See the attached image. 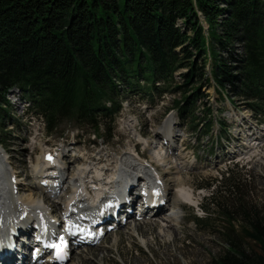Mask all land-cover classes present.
<instances>
[{
  "label": "trees",
  "instance_id": "trees-1",
  "mask_svg": "<svg viewBox=\"0 0 264 264\" xmlns=\"http://www.w3.org/2000/svg\"><path fill=\"white\" fill-rule=\"evenodd\" d=\"M206 68L219 97L229 92L264 117V0H0L1 132L12 90L51 134L65 122L107 129L123 95L151 100L173 86L183 95L175 111L193 128ZM245 183L227 172L207 184L217 214L192 222L216 227L224 245L209 264H264V218L243 201ZM246 239L261 254L248 253Z\"/></svg>",
  "mask_w": 264,
  "mask_h": 264
},
{
  "label": "rangeland",
  "instance_id": "rangeland-1",
  "mask_svg": "<svg viewBox=\"0 0 264 264\" xmlns=\"http://www.w3.org/2000/svg\"><path fill=\"white\" fill-rule=\"evenodd\" d=\"M236 51L240 54L241 48L236 47ZM184 72L186 70L182 69L174 73V84L182 83L181 74ZM206 72L208 78V68ZM208 84L201 89L202 95L197 102L193 128L182 123L175 111V104L181 101L183 95L181 91L173 90V86L165 93L154 94L151 100L143 95H131V97H129L130 94L123 95L119 115L113 125L107 126V129L95 132L92 129L78 128L72 123L65 122L51 134H47L43 123L27 111L28 104L22 99L21 93L18 90L10 92L7 97L11 103L9 116L3 121V132L0 131V140L5 146L4 149L0 146V157L4 168L11 172L12 167H15L21 176L20 184L28 185V188L21 189L20 197L27 196L30 192L34 198L39 200L42 198L41 189L36 188L39 180L34 179V172L36 168H40L42 155L45 152L54 151L53 154L57 153L60 158H62L60 154L64 151L70 156L75 155L80 158L92 156L95 159V161L92 160L93 163L98 164L97 166L105 165L113 172L120 161L116 168H112L111 164L114 167L118 160H124L127 154L137 150L143 151V157L153 162L155 166L156 160H152L153 156L149 153L153 152L152 148L156 146L159 151L160 144H156L162 143L159 132L163 131V126L168 120L167 133L169 134V131L173 133L177 140L174 145L175 154L182 151V160H176L177 162L173 161L175 159L171 160L175 165L180 166L179 177L183 181L182 184L190 188L191 192L194 191L195 195L191 194L192 199L202 209L200 212L191 206L180 205L173 186L167 209L163 213L167 215L172 209H181L182 217L179 215L181 224L178 230L176 229L177 233L171 232V238L166 246L158 241V235L155 232L150 231L139 233L145 240L152 238V241H149L150 247L142 246L138 238L130 236L133 228L131 225L128 229L119 228L122 229L121 231L114 228L108 238L98 240L97 244H101L99 247H96V244V246L86 247L87 249L82 247L81 252L73 249L70 256L55 264H77L83 258H86L84 264H209L211 260L217 259L224 250V245L215 231L216 227L201 231L204 229L198 228L192 221L195 217L206 218L208 214L211 215V219L215 218L216 209L208 202L215 188H209L207 184L220 181L227 172H232L246 180V187L242 189L243 194L246 195L243 201L251 206L255 214L264 218V151L262 153L260 148L258 151L260 155L256 158L245 156L253 142V137H248L251 136L250 130L257 137L264 135V117L250 111L246 100L233 97L229 92L227 93L229 100L221 94L219 97L210 78H208ZM204 107L210 108L209 116L205 115ZM208 119L212 122L210 132L208 135H203L207 129L204 124ZM15 122L17 126L12 125ZM220 122L226 125L223 131L220 128ZM156 132L160 135L156 136ZM146 146L151 147V151H147ZM233 151L236 154H233ZM116 154L120 156L119 159ZM249 154L250 152L247 155ZM98 159H101V162ZM147 160L144 161L146 164ZM59 162L63 166L64 161L59 159ZM80 162L83 163L79 158L69 162L68 173L72 169L70 179L73 178V172L77 168L86 164L81 165ZM170 165L175 167L172 163ZM181 167H184L183 170ZM92 169L103 168L93 167ZM165 171L166 174L163 168L159 169L165 181L169 177H177L173 167H167ZM109 174L107 173L103 178L108 177ZM69 180L67 179L66 183ZM66 183L63 184L64 188ZM62 191H57V195H60ZM51 199L59 200L58 197L57 199L51 197ZM59 204L62 208L63 203ZM205 208L209 210V213ZM237 229H240V226H237ZM242 245L248 253L261 254L257 244L248 239L244 240ZM42 262L44 260L40 263Z\"/></svg>",
  "mask_w": 264,
  "mask_h": 264
},
{
  "label": "bare ground",
  "instance_id": "bare-ground-1",
  "mask_svg": "<svg viewBox=\"0 0 264 264\" xmlns=\"http://www.w3.org/2000/svg\"><path fill=\"white\" fill-rule=\"evenodd\" d=\"M165 123L168 124V120H166ZM167 124H164L162 132L158 131L161 135L156 132V136H162V143H156L160 144L159 151H157L156 146L152 148L153 152L149 153L153 156L152 160H156L155 166L153 162H149L143 157V151L138 152L137 150L133 151V153L130 152L131 154L129 155L127 154L124 160H118L116 163L114 162V167L113 164L110 163L112 168H116L117 163L120 161L119 166L116 170L114 169L113 172L105 165L97 166L98 164L93 163L92 160L95 161V159L92 156L90 157L91 159L86 157L80 158V156H70L64 151L60 154L62 156V158H60L57 153L54 156L52 155L54 151L45 152L42 155L40 168H36L34 172V179L39 180V183H36V188L42 191V198L40 200L34 198L33 194L30 192L27 196L20 197L21 189L23 187L28 188V185H21V176L17 169L12 167L11 172L7 171L0 157V238L6 237L7 231L10 229H14L18 232V235L13 238L15 251L8 258L0 260V264H55L56 260L54 258L51 259L42 248L45 246L46 239L48 240L51 234H46L43 227L47 226L50 230H60L62 228L60 225H63L69 218V213L71 210L77 208H75L76 205H85V211L89 213L94 211V205L103 195L104 190L107 189L116 190L118 193L113 197L107 198L108 201H106L104 210L98 216V219L104 223L94 229L98 232L104 225L106 230L102 238H108L110 236L109 234L114 230L113 226H115V230L118 229L121 231L123 228L128 229L129 226L133 225L132 234H130V236L138 238L142 246L150 247L149 241H152V238L145 240V238L139 234H143L146 231L155 232L158 235V241L166 246L171 238V232L177 233L178 227L181 224V209H172L167 215L163 213L167 209L166 207L169 202L172 187L174 186L176 189L175 194L180 205H183V207L187 205H196L192 199V195H195L194 191L191 192L190 188L182 184L183 181L179 177L181 172L180 166L175 165L173 162L182 160V151L175 154L176 149L174 145L177 140L173 133L170 131L169 134L167 133L169 130ZM252 132L253 131L250 130L249 134H251V136H248L250 138L253 137L252 147L247 152V154L249 152L250 154H246L245 156L256 158L260 155H258L260 148L262 153L264 151V135L257 137ZM150 144L152 147V143ZM146 147L147 151H151V147ZM245 149H247V147ZM233 154H236V152L233 151ZM46 156L53 158V162L46 161ZM117 157L119 159L120 156L117 155ZM77 158L83 161V163L80 162L79 164H86L80 166V168L76 170L74 169L73 178L70 179L69 175L72 169L68 173L69 162ZM59 159L64 161L63 166L61 162L58 161ZM171 159L175 160L172 161ZM145 160H147V164L144 162ZM98 161L101 162V159H98ZM55 162L57 163L55 164ZM170 163L175 165V167L171 166ZM57 164L60 166L59 168H57ZM93 167L103 169L94 170L92 169ZM167 167H173L176 171L175 176L177 177H169V179L165 181V177L162 176L159 169L161 170L163 168L164 174H166L165 169H167ZM56 168L58 169L57 172ZM181 168L183 170L184 167ZM4 170L6 174H3ZM118 171L122 172L123 179L121 180L123 182L115 183L114 178ZM51 172L56 173L51 176ZM47 173L50 177H44ZM107 173H110L109 176L111 180H105L109 179V177L103 178ZM67 179H70L68 183H66ZM90 180H92V182ZM56 182L59 183L56 188H51L49 186ZM64 183L67 184H65V188L63 185ZM94 184L96 186H94ZM142 184H144V186L140 187ZM59 190L62 191V193L57 195V191ZM141 192H143L146 197H142ZM51 197H56V199L58 197L59 200H52ZM59 203H63L62 208ZM178 203L177 206L179 205ZM50 216L52 219H50ZM88 234L89 231L82 233L85 238ZM95 241L92 240L85 246L88 247L92 244H96L97 246H95L99 247L101 244H97L98 241ZM30 243H32V245L28 246ZM86 247L85 249H87ZM72 249V247L69 249V253L65 252V255L61 259L67 257V255L70 256L73 253ZM82 250L83 249L78 246L75 248L77 252H81ZM94 254L93 257L95 258ZM61 259H59V261ZM85 259L86 258H83L78 261L77 264H84ZM42 260H44V262L40 263Z\"/></svg>",
  "mask_w": 264,
  "mask_h": 264
},
{
  "label": "snow or ice",
  "instance_id": "snow-or-ice-1",
  "mask_svg": "<svg viewBox=\"0 0 264 264\" xmlns=\"http://www.w3.org/2000/svg\"><path fill=\"white\" fill-rule=\"evenodd\" d=\"M48 159H51V157H48ZM65 244L63 236L60 237V243L59 244H53L52 247L56 248L58 250V255L60 252H62L63 246Z\"/></svg>",
  "mask_w": 264,
  "mask_h": 264
}]
</instances>
